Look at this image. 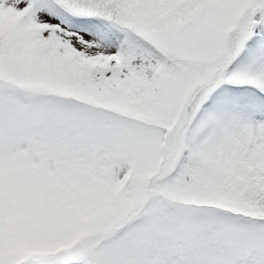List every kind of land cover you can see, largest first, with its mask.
<instances>
[{
  "label": "snow or ice",
  "instance_id": "snow-or-ice-1",
  "mask_svg": "<svg viewBox=\"0 0 264 264\" xmlns=\"http://www.w3.org/2000/svg\"><path fill=\"white\" fill-rule=\"evenodd\" d=\"M0 264H264V0H0Z\"/></svg>",
  "mask_w": 264,
  "mask_h": 264
}]
</instances>
